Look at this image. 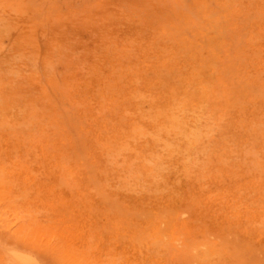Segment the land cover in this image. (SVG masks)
I'll return each instance as SVG.
<instances>
[{
	"label": "rangeland",
	"instance_id": "rangeland-1",
	"mask_svg": "<svg viewBox=\"0 0 264 264\" xmlns=\"http://www.w3.org/2000/svg\"><path fill=\"white\" fill-rule=\"evenodd\" d=\"M0 264H264V0H0Z\"/></svg>",
	"mask_w": 264,
	"mask_h": 264
},
{
	"label": "bare ground",
	"instance_id": "bare-ground-1",
	"mask_svg": "<svg viewBox=\"0 0 264 264\" xmlns=\"http://www.w3.org/2000/svg\"><path fill=\"white\" fill-rule=\"evenodd\" d=\"M155 88H156V87H155ZM154 110H156V109H154ZM171 118H172V117H171ZM146 119H147V118H146ZM233 122H234V121H233ZM234 123H235V122H234ZM195 128H196V127H195ZM202 137H203V136H202ZM133 245H134V244H133ZM198 247H199V246H198ZM12 250H13V249H12ZM14 250H15V249H14ZM195 252H196V251H195ZM207 252H208V250H207ZM25 253L27 254V252H24V254H25ZM201 253H202V252H201ZM205 253H206V252H205ZM12 254H13V253H12ZM16 254H17V253H16ZM16 254H15V255H16ZM28 254H29V253H28ZM17 255H18V254H17ZM29 255H30V254H29ZM26 256H28V255H26ZM18 257H19V256H18ZM25 258H26V257H25ZM29 258H30V257H29ZM33 259H34V258H33ZM31 260H32V259H31ZM29 261H30V260H29Z\"/></svg>",
	"mask_w": 264,
	"mask_h": 264
}]
</instances>
